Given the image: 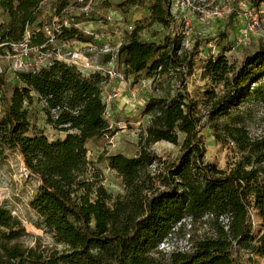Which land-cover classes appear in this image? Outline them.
Here are the masks:
<instances>
[{
  "label": "trees",
  "instance_id": "trees-1",
  "mask_svg": "<svg viewBox=\"0 0 264 264\" xmlns=\"http://www.w3.org/2000/svg\"><path fill=\"white\" fill-rule=\"evenodd\" d=\"M87 1L0 0L5 16L0 21V56L14 54L13 44L21 42L27 30L28 44H45L46 49L43 26ZM170 2L149 0L150 18L169 28L163 43L141 40L133 28L119 46L116 63L125 76L159 78L181 67L190 72L191 65L179 53L180 39L173 34ZM229 15L230 20L234 12ZM56 38L92 42L74 26L62 27ZM6 73L0 68V158L5 150L20 155L37 180L29 205L62 249L40 251L11 243L24 228L0 207V264H242L240 249L264 255V229L254 234L251 225L255 215L264 225V136L250 139L239 114L234 116L236 125L224 123L221 128L241 156L221 169L203 161L202 114L185 86L173 95H150L142 107L150 119L139 137L138 153L104 157L124 187L123 194L114 195L95 169L90 172L86 146L110 131L104 117V77L82 73L56 58L38 68ZM203 76L221 87L220 93L205 90L209 120L229 115L242 101H264V47L245 56L239 66L223 54L210 57ZM35 99L43 103L45 123L63 137L50 138L34 128L26 105ZM158 141L179 146L181 153L175 163L153 172L149 167L162 162L151 149ZM207 214L212 216L205 218ZM221 216L228 221L223 223ZM185 218L212 222L214 236L162 260L155 254L159 243Z\"/></svg>",
  "mask_w": 264,
  "mask_h": 264
},
{
  "label": "rangeland",
  "instance_id": "rangeland-1",
  "mask_svg": "<svg viewBox=\"0 0 264 264\" xmlns=\"http://www.w3.org/2000/svg\"><path fill=\"white\" fill-rule=\"evenodd\" d=\"M148 6L149 0H91L86 12L75 7L66 18L85 36L92 38L89 53L105 63L109 58L106 54L115 50L118 42L127 39V24L137 29L141 40L164 42L169 28L150 18ZM170 10L175 19L173 34L181 42L179 53L191 65L190 72L181 67L179 71L160 75L151 83L143 81L147 79L141 75L137 78L126 76V84L112 79L103 86L105 93L117 94L111 99L105 115L110 131L89 140L86 146L90 172L95 169L102 185L114 195L123 194L124 187L120 176L108 168L104 157L114 153L131 157L138 153L139 137L150 119L149 114H143L142 107L150 95H173L180 86H185L202 114L200 134L206 150L203 161L217 168L226 169L241 156L235 143L225 136L221 128L224 123L236 125L235 114H239L250 139L264 136V101H242L229 110V115L209 120L207 112L210 107L205 103V90L220 93L221 87L214 86L208 77L203 76V66L210 57L223 54L230 63L239 66L245 56L264 47V0H171ZM232 11L234 16L229 20ZM4 19L3 12H0V21ZM72 47H80L79 41L69 46L66 42L57 41L48 49L65 51ZM19 53L20 48L16 47L13 55L0 56V68L7 72V76L16 68L15 60L20 59ZM37 58L29 60L32 63ZM131 90L136 93L135 100L130 96ZM26 109L34 128L41 129L50 138L64 136L63 132H57L45 123L42 101L35 99L26 105ZM151 149L162 161L158 166L153 164L149 167L153 172L175 163L181 153L179 146L166 141L154 143ZM36 186L37 180L25 169L17 151L5 150L0 158V207L7 209L24 228L23 234L11 243L16 242L22 248L36 247L40 251L61 250L62 246L54 242L51 233L42 226L41 219L29 205ZM186 222L173 231L162 248H157L155 254L159 258L166 261L171 252L188 251L196 241L215 234L212 222L203 219ZM251 225L254 234L264 229L263 222L256 215L251 218ZM239 259L242 264H264V255H254L244 249H240Z\"/></svg>",
  "mask_w": 264,
  "mask_h": 264
},
{
  "label": "built area",
  "instance_id": "built-area-1",
  "mask_svg": "<svg viewBox=\"0 0 264 264\" xmlns=\"http://www.w3.org/2000/svg\"><path fill=\"white\" fill-rule=\"evenodd\" d=\"M91 0H88L87 2L82 3L81 5L77 6L79 9L83 12H86L89 6V3ZM75 8V7H73ZM72 7H69L66 12L63 14L62 17L53 16L49 23L45 24L43 26L44 34L47 38L48 47L46 49H42L45 44H42L41 46H30L28 44L29 40V31L27 30L25 32L24 38L21 42L17 44H13L14 49L16 47L20 48V59L15 60L16 68L13 70H26V69H32V68H38L40 66L46 65L49 63V61L53 58L62 60L66 63L74 65L77 69H79L82 73H89V72H97L101 74L104 77V80L102 81V98L105 103V110H104V117L107 113V109L109 108V103L112 101L117 94L112 92H104L103 86L106 84L109 80L112 79H118L122 81L124 84H126V76L124 73L117 67L116 63V53L121 45L122 42H118V44L115 46V50H113L110 54V58L105 62H100L96 58L97 56L95 54H90L89 52L92 50L91 42H79L80 47H72L68 48L65 51H60V49L52 48V50L49 51V47L59 41L56 38V34H58L62 27H70L74 26V24H71L69 20L66 18V15L69 11L73 9ZM126 29L128 32H130L133 29L132 24H127ZM60 42H66L69 46L70 44H73L75 42H78L77 40L72 41H60ZM104 51V50H103ZM33 54L32 57L35 58L34 62H30L29 55ZM8 55V54H7ZM13 55V54H12ZM158 76H155V78L143 80L148 83L153 82L154 79H157ZM130 96L133 100H135L136 93L134 90L130 91ZM106 118V117H105ZM208 216H212L211 214L205 215V218ZM221 220H223V223L228 221L227 217H220ZM186 220H189V218L182 219L180 222H177L172 228L171 233L168 234V236L163 239L157 248H162L166 240L171 236L173 231H175L181 222H186ZM187 223V222H186ZM227 226H225L226 228Z\"/></svg>",
  "mask_w": 264,
  "mask_h": 264
},
{
  "label": "crops",
  "instance_id": "crops-1",
  "mask_svg": "<svg viewBox=\"0 0 264 264\" xmlns=\"http://www.w3.org/2000/svg\"><path fill=\"white\" fill-rule=\"evenodd\" d=\"M47 7H48V5H47Z\"/></svg>",
  "mask_w": 264,
  "mask_h": 264
}]
</instances>
